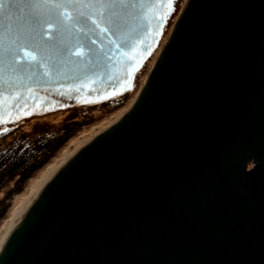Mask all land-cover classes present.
Here are the masks:
<instances>
[{"label": "water", "instance_id": "95a60500", "mask_svg": "<svg viewBox=\"0 0 264 264\" xmlns=\"http://www.w3.org/2000/svg\"><path fill=\"white\" fill-rule=\"evenodd\" d=\"M126 73L34 87L86 82L75 95L99 99ZM52 99L68 107L24 120L87 106ZM0 264H264V0H188L136 101L44 185Z\"/></svg>", "mask_w": 264, "mask_h": 264}, {"label": "snow or ice", "instance_id": "6c2138e0", "mask_svg": "<svg viewBox=\"0 0 264 264\" xmlns=\"http://www.w3.org/2000/svg\"><path fill=\"white\" fill-rule=\"evenodd\" d=\"M175 2L0 0V136L12 130L8 124L68 107L52 95L88 105L132 91L135 75L155 50ZM161 8L167 11L158 14ZM137 13L148 27L133 38L135 29L129 30L127 24ZM117 64L127 68L123 82L99 99L80 100L75 95L88 87L84 82L44 88L45 95L37 100L34 85L58 82L69 68L79 78L89 73L95 76ZM108 80L114 83L117 77L109 74ZM91 93L99 95L95 87Z\"/></svg>", "mask_w": 264, "mask_h": 264}, {"label": "trees", "instance_id": "16d2710c", "mask_svg": "<svg viewBox=\"0 0 264 264\" xmlns=\"http://www.w3.org/2000/svg\"><path fill=\"white\" fill-rule=\"evenodd\" d=\"M126 97L127 95L123 94L107 100V102L109 101L108 109L122 107ZM74 110L77 111L70 113L71 117L66 119L69 120L68 122H62L60 125L51 124L28 133L15 134L3 148L0 147V186L17 176L15 187L12 190L20 191L21 184L54 157L55 152L80 126L79 123L71 122L70 119L82 114L83 110L81 108ZM18 125L19 123L6 125L12 130L0 136V140L13 133ZM6 209L4 198L0 199V217L6 212Z\"/></svg>", "mask_w": 264, "mask_h": 264}, {"label": "bare ground", "instance_id": "6f19581e", "mask_svg": "<svg viewBox=\"0 0 264 264\" xmlns=\"http://www.w3.org/2000/svg\"><path fill=\"white\" fill-rule=\"evenodd\" d=\"M188 0H183L181 7L179 8L178 13L176 14L174 21L170 25L164 39L162 40L160 46L155 52L151 64L143 76L139 86L134 90L129 100L120 108L115 109L112 113L102 118L100 121L90 125L89 129L86 131L79 132L74 137L68 140V142L60 149L57 156H54L49 162H47L38 172L37 175L31 178L29 184V189L27 192H22L18 195L16 202L12 205L8 215L3 219V222L0 226V240L3 241V244L0 245V251L6 243L9 235L13 231L14 227L18 223L19 219L22 217L23 213L33 202L36 196L39 194L44 185L53 177V175L75 154L77 153L84 145L91 141L96 135L101 133L104 129L109 127L111 124L116 122L121 118L125 112L133 105L137 97L141 93L144 84L148 78L149 71L152 69L154 63L156 62L160 51L165 45L167 39L169 38L172 30L174 29L186 3ZM65 110H59L54 112L55 114ZM97 113L95 114V116ZM35 117H32L33 119ZM253 164H251L252 166ZM250 166V167H251Z\"/></svg>", "mask_w": 264, "mask_h": 264}, {"label": "rangeland", "instance_id": "374dc122", "mask_svg": "<svg viewBox=\"0 0 264 264\" xmlns=\"http://www.w3.org/2000/svg\"><path fill=\"white\" fill-rule=\"evenodd\" d=\"M182 1L183 0H176V2L174 4L175 10L171 14L170 25L174 21V18L176 16V14L178 13L179 8L181 7ZM170 25H169V27H170ZM161 42L157 45V47L153 51L152 55L150 56L149 60L147 61L146 65L144 66L142 73H141V76H140V79H139V82L137 84V87L139 86L143 76L147 72V70L151 64V61L153 60L155 52L158 49V47L160 46ZM135 89H133L130 92L124 93L127 95V97L124 100L123 104H125L129 100L130 96L132 95V93L134 92ZM108 104H109V101L108 102L104 101L102 103H97V104L79 107L83 110L82 114H78L74 118L70 119V121L75 122V123H79L80 126H78V129H76L74 131V133L70 136V138L75 136L79 132L86 131L87 129H89L91 124L96 123V122L100 121L102 118L109 116L112 113V111H114L116 108L115 109H108ZM74 109H77V108H72V109H68L65 111H60L56 114L51 113L48 115L35 117L33 119L30 118V119L23 120L22 122H18L19 125L16 127V129L13 131V133L6 136L4 139L0 140V147L3 148L6 145V143L11 139V137L15 134L28 133V132H32L35 130H40L43 127L51 125V124L60 125L62 122H66L67 121L66 119L71 117L70 113H72V111H77ZM96 113H97V115L95 116ZM69 139H67L62 144V146L55 152L54 156H57L59 154L58 152L68 142ZM50 160H48V162ZM248 166L250 167L251 163H249ZM40 169H37L35 172H33L31 177L21 184V190L20 191L15 192L12 190L13 187H15V180H16L17 176H14L13 178L4 182L0 186V199L4 198V203L7 205L6 212L2 215V217H0V226L3 222V219L8 215L12 205L16 202L18 195L22 192H27V190L29 189V184L31 182V178L34 177L35 175H37L38 172L40 171Z\"/></svg>", "mask_w": 264, "mask_h": 264}]
</instances>
